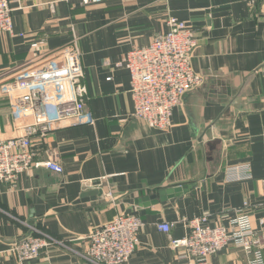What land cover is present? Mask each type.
<instances>
[{"label":"crops","instance_id":"1","mask_svg":"<svg viewBox=\"0 0 264 264\" xmlns=\"http://www.w3.org/2000/svg\"><path fill=\"white\" fill-rule=\"evenodd\" d=\"M10 1L13 31L0 34V79L77 45L95 123L33 137L35 162L54 157L62 172L40 166L15 183L0 182V264H91L83 257L89 234L121 212L144 222L127 264H180L171 239L189 235L186 218L226 223L239 209L251 214L264 244V0ZM171 17L195 34L192 65L203 82L162 131L134 116L130 72L118 64L166 32ZM23 134L0 86V141ZM175 186L187 189L157 205L136 203ZM162 221L173 224L168 234L157 226ZM42 228L57 241L38 257L20 260L8 251ZM250 259L231 243L210 264Z\"/></svg>","mask_w":264,"mask_h":264},{"label":"built area","instance_id":"2","mask_svg":"<svg viewBox=\"0 0 264 264\" xmlns=\"http://www.w3.org/2000/svg\"><path fill=\"white\" fill-rule=\"evenodd\" d=\"M13 12L10 0H0V34L13 31ZM168 25L166 32L147 46L133 48L118 64L130 72L134 116L159 130L171 126L175 107L188 91L203 82L192 65L198 46L193 30L175 17L169 19ZM84 76L81 52L77 45H71L28 60L15 69L9 80L0 79L2 90L11 100L15 121L24 130L21 136L0 141V182L15 183L34 167L63 171L54 157L35 162L32 141L34 136L46 135L64 125L95 123L86 109L88 89ZM244 170L245 175L251 174L250 167ZM185 221L191 227L189 235L171 239V247L180 250V264H210L211 256L231 243L251 255L250 264H264V244L246 209H239L226 223L211 224L207 215ZM143 225L138 215L117 214L89 234L83 257L91 264H127ZM157 226L168 234L173 224L162 221ZM53 241L57 240L32 235L8 251L20 260H30Z\"/></svg>","mask_w":264,"mask_h":264},{"label":"water","instance_id":"3","mask_svg":"<svg viewBox=\"0 0 264 264\" xmlns=\"http://www.w3.org/2000/svg\"><path fill=\"white\" fill-rule=\"evenodd\" d=\"M186 187L187 186H175L163 188L151 195H145L137 198L136 203L142 207H149L162 202H167L168 200L179 196L184 190L187 189ZM100 194H102V192Z\"/></svg>","mask_w":264,"mask_h":264},{"label":"rangeland","instance_id":"4","mask_svg":"<svg viewBox=\"0 0 264 264\" xmlns=\"http://www.w3.org/2000/svg\"><path fill=\"white\" fill-rule=\"evenodd\" d=\"M181 103V102H180ZM179 103V104H180ZM177 107V106H176ZM175 107V108H176ZM175 110V109H174ZM173 125V121H172V124H171V126ZM171 126L170 127H168L167 129H165V130H162V131H167V130H169L170 128H171ZM40 232H42V234H39L40 236H42V237H46V236H48V237H52V238H54L53 236H51L50 235V233H48L46 230H44L43 228L40 230ZM48 242H50V240L48 241ZM87 252V251H86ZM85 254V253H84ZM83 254V255H84ZM86 260V259H85ZM87 261V260H86ZM90 263V262H89Z\"/></svg>","mask_w":264,"mask_h":264}]
</instances>
